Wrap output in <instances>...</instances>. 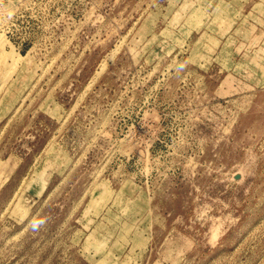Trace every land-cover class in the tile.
Here are the masks:
<instances>
[{
  "label": "rangeland",
  "instance_id": "obj_1",
  "mask_svg": "<svg viewBox=\"0 0 264 264\" xmlns=\"http://www.w3.org/2000/svg\"><path fill=\"white\" fill-rule=\"evenodd\" d=\"M0 36V264H264V0H0Z\"/></svg>",
  "mask_w": 264,
  "mask_h": 264
},
{
  "label": "bare ground",
  "instance_id": "obj_2",
  "mask_svg": "<svg viewBox=\"0 0 264 264\" xmlns=\"http://www.w3.org/2000/svg\"><path fill=\"white\" fill-rule=\"evenodd\" d=\"M1 44H4V39L2 38V36H0V45ZM11 53H13V52H11ZM12 57H14L15 59H17V58L19 59L20 55L12 54ZM8 164H9V161H6V163L0 162V174L7 172L9 170V167L7 166ZM22 208L24 209L23 211L26 210L25 207H22Z\"/></svg>",
  "mask_w": 264,
  "mask_h": 264
}]
</instances>
